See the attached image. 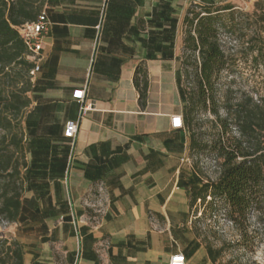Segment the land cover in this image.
I'll return each mask as SVG.
<instances>
[{"label":"crops","instance_id":"1","mask_svg":"<svg viewBox=\"0 0 264 264\" xmlns=\"http://www.w3.org/2000/svg\"><path fill=\"white\" fill-rule=\"evenodd\" d=\"M192 4L209 0H45L13 223L23 264H169L176 254L210 264L192 225L189 134L170 128L172 116L185 117L183 18ZM82 88L91 106L83 115L71 98ZM68 121L78 123L73 141L63 136Z\"/></svg>","mask_w":264,"mask_h":264},{"label":"trees","instance_id":"2","mask_svg":"<svg viewBox=\"0 0 264 264\" xmlns=\"http://www.w3.org/2000/svg\"><path fill=\"white\" fill-rule=\"evenodd\" d=\"M44 3L45 0H0V84H9L15 89L0 94V99L5 97L9 101L2 112L4 115L12 112L15 116L24 117V111L29 107V72L34 63L28 58V51L17 28L36 21ZM259 6L260 2H255L252 13L244 15L255 23L264 24V12H259ZM233 8L230 4L221 8H213L212 4L190 5L183 18V26L186 28L183 49L197 53L199 70L194 94L205 108L209 101V114L213 117L209 122V152L218 162L215 179L196 190L193 189L199 180L192 173L190 207L193 208L196 200L205 201L206 196H209V204L221 202L227 209L228 220L234 225L240 241L243 242L248 235L247 222L250 213L260 216L264 211V97L255 99L249 94H243L232 100L225 95L221 107L216 103L219 75L227 64L218 42L217 25L236 24ZM257 35L260 46L252 44L253 36L247 39L246 50L251 57L250 61L264 70V38L261 32H257ZM139 73L141 80L138 79ZM134 85L139 94V103L144 107L148 81L141 68L135 71ZM183 93L186 102L184 127L190 136L189 150H193L195 140L191 127L194 105L185 88ZM11 142L15 152L20 153L22 158L20 163L14 165L11 164L10 157L0 158V178H11L0 191V218L10 224L16 223L19 218L23 192L22 171L26 167L23 134L20 137L15 136ZM3 243L0 253L7 258L11 256L12 264H23L21 244L17 241L8 245L7 241ZM206 251L209 260L215 263L217 258L212 249L206 246Z\"/></svg>","mask_w":264,"mask_h":264},{"label":"rangeland","instance_id":"3","mask_svg":"<svg viewBox=\"0 0 264 264\" xmlns=\"http://www.w3.org/2000/svg\"><path fill=\"white\" fill-rule=\"evenodd\" d=\"M255 2H260L259 12H264V0H209L213 8L232 5L236 18V24L217 25L218 42L227 59L226 67L218 79L216 103L219 107L225 95L232 100L243 94H249L255 99L259 96L264 97V70L250 61L251 57L246 50L247 39L253 36L252 44L260 46L257 32H261L264 38V24L255 23L253 19H247L244 15L252 13ZM184 32L186 33V28ZM198 70L197 53L183 49V87L192 97L194 105L191 134L195 140V147L189 150V162L191 172L196 174L199 183L193 190L214 180L218 172V162L209 152V122L213 120L209 114V101L206 102L205 108L194 94ZM11 90L15 91L9 84L8 86L0 84V94ZM8 104L9 101L5 97L0 99V158L10 157L11 164L14 165L21 162L22 155L15 152L11 140L23 134V115L15 116L12 112L4 115L2 112ZM220 112L223 114L221 109ZM1 123L6 128H3ZM188 138L190 139L189 135ZM8 181H11L10 177L0 178V191ZM192 217L195 236L205 248L210 247L217 258L215 263L210 261V264H264V211L260 216L254 212L250 213L247 222L248 235L243 242L240 241L234 225L228 220L226 207L219 201L209 204V196H206L205 201L196 200L192 208ZM14 230L13 223H7L0 218V252L4 247L3 241H7V245L17 241L13 236ZM0 264H12L11 256L7 258L0 253Z\"/></svg>","mask_w":264,"mask_h":264},{"label":"built area","instance_id":"4","mask_svg":"<svg viewBox=\"0 0 264 264\" xmlns=\"http://www.w3.org/2000/svg\"><path fill=\"white\" fill-rule=\"evenodd\" d=\"M49 21L44 11H42L36 21L21 25L17 28L18 34L22 39L28 54L29 60L34 63L33 69L29 72L31 79L35 77L39 71V64L41 60L42 40L45 33L48 31ZM71 98L80 105V112L83 115L90 109V105L84 104L85 101V89H77L73 91ZM170 128L173 130L184 129V122L181 115H175L170 118ZM78 130V123L74 121H68L65 123L63 136L66 139L74 140ZM169 264H185L184 256L182 254H176L169 260Z\"/></svg>","mask_w":264,"mask_h":264}]
</instances>
